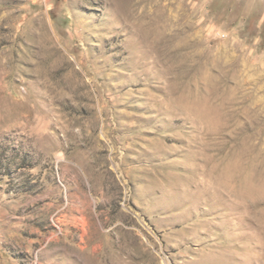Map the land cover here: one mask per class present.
I'll use <instances>...</instances> for the list:
<instances>
[{
  "label": "rangeland",
  "instance_id": "374dc122",
  "mask_svg": "<svg viewBox=\"0 0 264 264\" xmlns=\"http://www.w3.org/2000/svg\"><path fill=\"white\" fill-rule=\"evenodd\" d=\"M0 264H264V0H0Z\"/></svg>",
  "mask_w": 264,
  "mask_h": 264
}]
</instances>
